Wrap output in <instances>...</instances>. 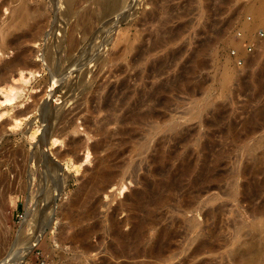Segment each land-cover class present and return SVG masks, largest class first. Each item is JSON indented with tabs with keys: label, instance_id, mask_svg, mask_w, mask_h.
<instances>
[{
	"label": "rangeland",
	"instance_id": "rangeland-1",
	"mask_svg": "<svg viewBox=\"0 0 264 264\" xmlns=\"http://www.w3.org/2000/svg\"><path fill=\"white\" fill-rule=\"evenodd\" d=\"M257 1L123 0L93 22L91 43L85 39L82 51L73 52L76 66L62 62L63 50L56 48L74 20L65 15L64 0H0V234L6 249L21 232L28 198L38 209L26 234L45 225L46 206H53L55 219L44 245L18 263L230 264L228 253L236 248L264 249V23L251 35L241 26L249 10L261 6ZM260 15L264 22V8ZM18 16L22 24L13 26ZM38 26L43 33L34 39ZM47 51L57 60L59 75L52 76L62 79L58 86L48 79ZM97 53L105 60L100 67ZM16 63L26 68L13 69ZM69 88L74 91L65 96ZM147 94L152 116L144 126L112 122L98 129L110 109L128 116ZM107 96L110 106L100 109ZM143 105L137 111L144 112ZM45 107L70 113L66 140L43 145L44 159L64 174L62 185L46 180L44 162L26 160L39 145ZM74 142L81 147L72 157H58ZM99 168L113 176L112 184L101 183ZM121 237L128 238V251L115 258ZM158 245L169 252L147 254Z\"/></svg>",
	"mask_w": 264,
	"mask_h": 264
},
{
	"label": "bare ground",
	"instance_id": "bare-ground-1",
	"mask_svg": "<svg viewBox=\"0 0 264 264\" xmlns=\"http://www.w3.org/2000/svg\"><path fill=\"white\" fill-rule=\"evenodd\" d=\"M84 1H86L88 3V5L91 7H93L90 9V7L87 5V7L85 8H81V3H83ZM122 1V3H121ZM86 2H85V5H86ZM167 2V1H166ZM258 4H260L261 6L258 8V9H255V10H249L250 14H251V17L245 21L243 23L242 26V29L245 33H247L248 35H251L253 33V31L259 27L260 25H262L264 22L262 21V18H261V15H260V12H261V8H264V0H258L257 1ZM256 2V3H257ZM64 3H65V15L67 17H73L74 20L73 22L67 24L68 26V32L66 34H64L63 36V39L62 41H58L56 44V48H62L63 50V60L62 62L64 63H68L69 65H71L72 63L75 64L73 58H72V55H73V52L76 50H78V48H81L80 45L83 44L82 42L85 41V39H88L91 38L88 36H90V33L93 32L94 28L92 29V27L94 26L93 25V22H99L100 20L99 19H103V16L105 15H110L109 13H113L112 11H116L115 9L118 8V6L121 4H123V0H64ZM55 4V3H54ZM81 5V6H80ZM84 5V3H83ZM133 6V5H132ZM135 6V5H134ZM83 7V6H82ZM89 7V8H88ZM55 12V11H54ZM56 13V12H55ZM107 15V16H108ZM172 16V15H171ZM247 18V17H246ZM23 22V16H18L14 23H13V26H20ZM97 24V23H96ZM95 24V25H96ZM99 24V23H98ZM11 25V27H13ZM97 27V25H96ZM98 28V27H97ZM58 29V28H57ZM96 29V28H95ZM102 29V28H100ZM93 30V31H92ZM95 32V31H94ZM43 33V29L42 27H37L36 28V32L34 33L33 35V38L34 39H37L38 37L41 36V34ZM100 33V32H99ZM98 33V34H99ZM80 34V38L81 40H78L76 39V35H79ZM102 34V33H101ZM93 39H94V36L93 34H91ZM168 35V34H167ZM28 37V36H27ZM62 37V36H61ZM101 38V37H100ZM104 38V37H103ZM102 38V39H103ZM95 39H96V36H95ZM107 40V39H106ZM92 41V40H91ZM90 40L87 42L89 43ZM104 42V40H103ZM106 42V41H105ZM91 43V42H90ZM89 43V44H90ZM88 44V45H89ZM85 45V44H84ZM84 45H82L84 47ZM89 47V46H88ZM94 47V46H93ZM57 48V49H58ZM86 48V46H85ZM87 49V48H86ZM94 49V48H93ZM61 50V49H59ZM80 50V49H79ZM84 50V48H83ZM81 51H82V48H81ZM90 51H92V49H90ZM61 53V54H62ZM90 52L88 51V55H91L89 54ZM95 53V52H94ZM23 54V53H22ZM82 54V53H81ZM87 54V53H86ZM80 55V54H79ZM96 58V56H98L95 60L93 58H91L90 56V60L93 59L97 64L98 66H102L104 64V59H102L101 56L97 54H94ZM83 56V55H82ZM87 56V55H86ZM61 58V59H62ZM88 58V57H87ZM75 61H76V58H74ZM79 59V58H78ZM86 59V58H85ZM83 58V60H85ZM89 60V61H90ZM20 62V60H19ZM44 62H45V65L47 66L46 68L49 69V72L50 75H49V80H51L50 82L52 83V85H56L58 86L60 83V81L62 80H58L59 82H57V80H54V74L55 73H58L59 75V72H56V69H57V60L54 56V53L53 52H50V51H47L45 53V57H44ZM94 62V63H95ZM77 63V62H76ZM80 63V62H79ZM78 63V64H79ZM84 64V63H83ZM199 64V63H198ZM68 65V66H69ZM15 68L13 69H16V70H24L26 68V66L20 64V63H16L15 65ZM29 66V65H28ZM77 66V65H76ZM83 66V65H81ZM90 66V65H89ZM94 66V65H93ZM92 66V67H93ZM72 67V66H71ZM59 68V67H58ZM74 68V67H73ZM91 68V67H90ZM72 69V68H71ZM136 69V68H135ZM8 70H11L10 69V66L9 67H6L3 71V73H6L8 72ZM74 69H72V71H74ZM90 71V69H86L85 70V73ZM82 74L81 76H79L77 78V81H78V85L79 86H82L83 84V75ZM91 73V72H90ZM53 75V76H52ZM263 75V74H262ZM57 76V75H56ZM83 76V77H82ZM260 77V76H259ZM75 78V77H74ZM264 78V77H263ZM262 78V79H263ZM60 79V78H59ZM260 79V80H262ZM90 80V79H89ZM62 82V81H61ZM258 82V81H257ZM77 83V82H76ZM55 86V87H56ZM123 86V85H122ZM261 86V85H260ZM78 87V86H77ZM76 87V88H77ZM85 87V86H84ZM53 88V87H52ZM87 88V87H86ZM261 88V87H260ZM3 89V88H1ZM7 89V88H6ZM5 89V90H6ZM127 89V88H126ZM84 90V89H83ZM167 90V89H166ZM74 91V88H69L68 91L65 93V96L69 95V93L71 94L72 92ZM152 91V90H151ZM7 92V91H6ZM11 92V91H10ZM119 92V91H118ZM68 93V94H67ZM151 93V92H150ZM67 94V95H66ZM119 94V93H118ZM76 96V95H75ZM13 97V96H11ZM71 97V96H70ZM122 97V96H121ZM66 98V97H65ZM68 98V97H67ZM66 98V99H67ZM142 98V97H141ZM64 99L65 101H68L69 99L71 98H68V100ZM123 99V98H122ZM151 99V96L149 94L145 95L143 99H141L139 102H134L131 104L130 106V110L132 111V113H130V115L126 116H117L115 115L116 114V108L115 109H108L109 110V116L104 118L102 120V122H100V125L98 127V129L100 131H102V129L104 128V126L106 124H110V123H116V124H119L121 125L122 123L124 122H128L130 123L131 125H138V124H143V126L146 124V122L150 119V117L152 116V108L147 105V103L149 104V100ZM72 101V100H70ZM68 101V102H70ZM155 101V100H154ZM158 102V101H157ZM156 102V104H157ZM67 103V102H66ZM144 104L143 106H145L146 110H144V112H141V111H137L136 107L138 105H142ZM152 104V103H151ZM65 105V103L62 105V107ZM112 105V104H111ZM106 106H110V102H109V99H108V96L105 98V100L103 101V103L101 104L100 106V109H102L103 107H106ZM139 106V107H140ZM55 107V106H54ZM169 107V106H168ZM48 108V107H47ZM46 107L45 108H41L42 109V112H41V124H43V127H42V133H41V137H40V140H39V145L36 147L35 149V152L31 155H28L29 153L27 152V155L26 156V160H28V158L31 160H34V163L37 162L38 164H41V162H44L43 163V169L41 168V165H40V169H42L43 171L46 172V176H45V172L43 173L44 174V177L46 178V180L48 182H51L53 183L54 181L58 180L57 182L59 183L58 185H62V182L64 181V177L63 175L59 174L60 173V168H58L57 165L55 164H51L49 161L50 160H45L47 158H45V156L47 157L46 153H44L45 151H43V145H45L46 142L50 141L51 145H54L55 143L57 142H64L66 140V138L68 137V133L70 131V129L72 128V123L71 121H69L67 118L69 116V114H61L59 113L60 111H56L55 109L53 108H49L47 109ZM78 108V107H77ZM76 108V109H77ZM109 108V107H108ZM74 109V110H76ZM136 110L135 113H133V111ZM140 110V109H139ZM97 112V111H96ZM141 112V113H140ZM106 115V114H105ZM98 118V117H97ZM96 119V118H95ZM98 121V120H97ZM96 124V123H95ZM94 125V124H93ZM86 130H88V127L86 126L85 127ZM115 130V129H114ZM72 133H75L74 131ZM125 133V132H123ZM180 133V132H179ZM178 133V134H179ZM128 135V134H127ZM1 137V136H0ZM132 137V136H130ZM2 138H0L1 140ZM81 146L78 145V143L74 142V143H71L69 144L68 143V147H67V150L63 153V154H60L58 157H60L62 160L63 159H66L67 157H72L75 153V151L77 149H80ZM85 150L88 151V148H85ZM47 152V151H46ZM78 152V151H77ZM134 152V151H133ZM12 153V152H11ZM18 154V153H17ZM144 154V153H143ZM17 156V155H16ZM33 158V159H32ZM45 158V159H44ZM206 158V157H205ZM86 160L88 159V152L86 153ZM45 160V161H44ZM29 161V160H28ZM33 162V161H32ZM70 162V161H68ZM54 165V166H53ZM98 166V165H97ZM100 166L103 167L102 164H100ZM27 168V167H26ZM66 168H68V166H66ZM100 169V168H99ZM132 169V168H131ZM41 170V171H42ZM98 170V169H97ZM134 170V169H133ZM26 172V171H25ZM38 172V171H37ZM36 172V173H37ZM203 172V171H202ZM24 173V172H23ZM41 174V172H40ZM42 174V175H43ZM99 178L101 179V183H110L112 184L114 182V179H113V176L112 175H106L105 171L103 172V169L101 168L99 170ZM125 176V175H124ZM34 177H35V174H34ZM204 177V176H203ZM216 178V177H215ZM44 180V178H43ZM200 181V180H199ZM61 182V184H60ZM55 184V182L53 183ZM64 184V182H63ZM40 185V184H39ZM52 185V184H51ZM169 185V184H168ZM44 186V185H43ZM54 186V185H53ZM175 186V185H174ZM58 187V186H56ZM60 187V186H59ZM48 188V187H47ZM52 188V187H51ZM172 188V187H171ZM28 189V188H27ZM49 189V188H48ZM56 189V188H55ZM174 189V188H173ZM196 189V188H195ZM37 190V189H36ZM45 190V189H44ZM54 190V189H53ZM165 190V189H164ZM159 191V190H158ZM23 192V191H22ZM37 192V191H36ZM153 193V192H152ZM151 193V194H152ZM155 193V192H154ZM5 194V193H4ZM50 194V193H49ZM38 195V194H37ZM35 195V196H37ZM46 195V194H45ZM140 196V195H139ZM155 196V195H154ZM229 196V195H228ZM43 197V196H42ZM153 197V196H152ZM163 197V196H162ZM137 198V197H136ZM34 199V198H33ZM39 199V198H38ZM31 200V201H30ZM47 200V199H46ZM156 200V199H155ZM28 201V208L26 209V214L24 216V220H23V223H22V228H21V232L18 233L19 236L15 237V240L10 244L9 246V249L7 250L6 247H7V239L5 238V236L2 234H0V264H20L18 263L19 260H21L26 254H27V251L29 249H31V251L36 248V247H41L44 245V241H45V232L47 230H51L52 228V225L55 223H53V221H55V219L53 220V206H50V207H47L46 206V210H44V216L43 219L45 223L44 226H41L38 225L40 228L37 229V230H32L31 233L29 234H26L30 227H29V223L31 222V219H33V217L35 216L36 214V210L38 209L37 206V209L34 207L33 209V206L32 205V199L31 198H28L27 199ZM39 201V200H38ZM45 202V201H44ZM153 202V201H152ZM37 204V203H36ZM35 204V205H36ZM75 205V204H74ZM151 205V203H150ZM39 206V205H38ZM45 208V207H44ZM40 211V210H39ZM43 212V210H41ZM191 211V210H190ZM46 212V213H45ZM42 215V214H41ZM34 218H37V216H35ZM39 218V217H38ZM41 219V218H40ZM39 219V220H40ZM167 219V218H166ZM42 220V219H41ZM43 221V220H42ZM38 222V220H37ZM35 223V224H38V223ZM32 223V222H31ZM33 226L36 227L35 225H31V227ZM29 227V228H28ZM32 229V228H31ZM189 229V228H188ZM190 230V229H189ZM26 232V233H25ZM30 232V231H29ZM133 233V232H132ZM85 237H86V233H84ZM216 234V233H215ZM16 235V234H15ZM117 235V234H116ZM214 235V234H213ZM135 236V234H134ZM82 237V236H81ZM133 238V236H132ZM127 239L128 238H125L123 239L122 237L118 239V243L121 244V248L120 250L115 253V258H120L122 256L125 255L126 253V250L128 249V244H124L125 242H127ZM172 239V238H171ZM9 242V241H8ZM133 242V241H132ZM131 243V242H130ZM83 244V243H82ZM134 244V243H133ZM162 246V245H160ZM158 245V247L156 248H153V247H150L148 250H147V254L150 255V256H158V257H163L164 254L168 253L167 252V248L166 246L164 247H160ZM208 246V245H207ZM91 248V247H90ZM131 248V247H130ZM264 248V247H262ZM5 249L7 250V252H5ZM92 251V250H91ZM99 251V250H98ZM128 251V250H127ZM96 252V251H95ZM113 253V252H112ZM198 252L194 251L192 252V255H195L197 254ZM103 254V253H102ZM131 254V253H130ZM128 254V255H130ZM4 255V256H3ZM133 256V255H132ZM130 256V258L132 257ZM128 257V256H127ZM25 258V257H24ZM129 258V259H130ZM223 258V257H222ZM228 259H230V264H264V249H260V250H255V249H252L250 246H247V247H243V248H236L232 251H230L228 253ZM134 260V259H133ZM23 261V260H22ZM21 262V261H20Z\"/></svg>",
	"mask_w": 264,
	"mask_h": 264
},
{
	"label": "built area",
	"instance_id": "built-area-1",
	"mask_svg": "<svg viewBox=\"0 0 264 264\" xmlns=\"http://www.w3.org/2000/svg\"><path fill=\"white\" fill-rule=\"evenodd\" d=\"M235 54H233V56H234ZM237 64H238V66H240L241 65V61H237Z\"/></svg>",
	"mask_w": 264,
	"mask_h": 264
}]
</instances>
